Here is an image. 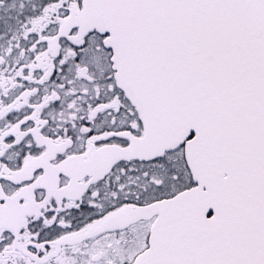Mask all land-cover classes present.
<instances>
[{
    "label": "snow or ice",
    "instance_id": "obj_1",
    "mask_svg": "<svg viewBox=\"0 0 264 264\" xmlns=\"http://www.w3.org/2000/svg\"><path fill=\"white\" fill-rule=\"evenodd\" d=\"M0 264H264V0H0Z\"/></svg>",
    "mask_w": 264,
    "mask_h": 264
}]
</instances>
